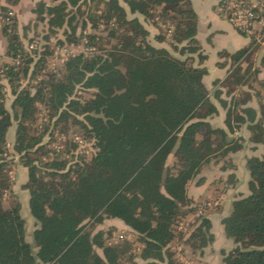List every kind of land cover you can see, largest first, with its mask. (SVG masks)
<instances>
[{"label": "trees", "instance_id": "1", "mask_svg": "<svg viewBox=\"0 0 264 264\" xmlns=\"http://www.w3.org/2000/svg\"><path fill=\"white\" fill-rule=\"evenodd\" d=\"M19 1L7 3L14 6ZM81 1L37 3L34 14L46 21L50 34L63 29L72 40L77 28L69 8L80 10L81 3L95 4L90 20L95 29L104 26L101 31L107 34L89 35L87 51L70 56L59 75L39 83L35 92L21 84L33 59L19 37L18 22L8 7L0 8L6 56L11 59L0 66V264H120L127 247L107 245L102 232L93 235L87 229L88 223L96 226L106 219L121 220L143 245L142 263L131 264H176L169 246L181 207L189 205L191 182L214 161L243 150V139L230 134L245 124L248 140L264 144V120L247 106L248 98L240 100L233 94L235 88H229L228 101L217 88L245 85L247 76L239 63L250 49L220 54L231 60V72L214 82L211 94L203 81L207 56L197 39L198 16L191 0ZM141 18L159 31L161 22L173 26L169 38L160 32L154 39L168 43L178 56L151 44ZM79 87L92 91V97L75 99ZM4 89L12 96L10 109ZM212 97L227 110V130L209 122L218 113ZM38 104L51 118L73 120L95 141L97 151L89 162L68 168L67 160L58 156L47 162L40 157L42 168L36 166L33 150L43 136L30 134V122ZM9 143L29 170L23 188L29 192L30 215L38 225L31 241L21 204L7 208L3 203L12 188ZM171 157L173 166L168 165ZM246 168L248 195L235 200L231 213L222 219L226 237L236 245L222 252V264H264V157L248 158ZM211 228L210 219L203 216L187 245L194 252L208 247L215 240Z\"/></svg>", "mask_w": 264, "mask_h": 264}, {"label": "rangeland", "instance_id": "2", "mask_svg": "<svg viewBox=\"0 0 264 264\" xmlns=\"http://www.w3.org/2000/svg\"><path fill=\"white\" fill-rule=\"evenodd\" d=\"M40 1L41 0H20L16 5L10 6L7 3V0H0V8L3 6L8 7L10 10V17L16 18L18 22L19 37L21 38L26 52H28L29 56H31L30 58L33 59L29 73L26 76L21 75L22 86L32 92H35L36 86L39 83H42L43 81L46 82L53 74L59 75L62 65L70 56L86 52L87 49L84 44L86 43L89 35L97 34L106 36L107 34V32L101 31L104 26L101 25L99 29H95L93 27L89 13L91 12L90 8L94 10L96 6L95 4L91 5L86 3L80 4V10H77V8L73 7L69 8V12H71L70 14L74 15L75 17L73 26H76L77 28L72 40L67 39V37L64 35L63 29L58 30V33L56 34H50L48 32V25L46 24V21L38 20L34 14L35 9L37 8V3ZM42 1L46 2L47 4L52 3V0ZM81 2H83V0ZM122 5L126 7L123 2ZM133 17L134 16L129 14V18ZM141 21L144 23L143 18H141ZM160 24L162 26V31H159V29L150 23H144L145 27L150 32L149 41L155 46H164L172 51L168 43L160 44L154 39V37L160 32L166 34V37L169 38V31L173 28L170 23L163 24L161 22ZM2 27V23H0V42L4 47V50H2L0 53V66L1 64L3 65L7 63L6 58L8 59L6 56L8 42L2 32ZM26 27L29 29L27 32H24ZM67 30L69 33L72 32L69 27H67ZM47 36L49 37V41L47 40ZM244 36L247 37V35ZM257 38L258 43H262L261 41H264V30L259 35L257 34ZM60 42H62V44ZM173 54L178 56L174 52ZM247 57L248 56L246 55L245 58ZM36 64L38 65L36 66ZM246 76L247 82L244 86L245 90L251 94L256 93L255 96L257 99H259L257 93L259 92V89L264 88V84L262 83L263 81L257 80V74L255 71L247 73ZM253 84L256 86V89L254 92H251ZM208 85L210 86V84ZM217 88H220L223 91L222 98L229 101L230 97L226 94L228 89L235 88V92H233V94H237L238 89L241 87L238 88L236 85L230 84L228 88L220 86H217ZM215 89V83H213L212 93ZM4 92H6V107L10 109L12 96L7 89H4ZM249 93H244L242 91L240 96L237 95V97L240 98V100H245L248 98L247 94ZM91 97L92 91L84 90L81 87L76 90L74 95L75 99L78 98L80 100L89 99ZM249 101L250 98H248L247 105ZM212 102L218 106L219 109H225L218 102V100H215L213 97ZM214 115L210 116V118H212ZM35 116V120L30 122V134L33 133L36 136H43L41 143L33 150V157L37 159L35 164L38 168H42L41 163L38 161V158L40 157L43 159V161L47 162L50 160V158L58 156L61 159L67 160L69 168L78 162H83V160L89 162L90 159L95 155L97 151L95 141L90 139L87 134H85L80 129L79 126L74 124L73 120H58V117L56 116L51 118L50 114H47L46 108L41 104L37 105V112ZM213 118L215 120V125L221 124V119L219 117L216 118L214 116ZM79 119L81 120L82 117H78V120ZM9 137V142H11L13 132ZM8 146V159L11 160V163H9L8 174L12 182V188L11 191L5 194L3 203L7 208L12 206L14 203L21 204V215L26 221L27 240L31 241L32 234L38 225L30 215L28 207L29 192L23 188L24 184L28 182L29 170L23 165L19 155L14 154L13 151L10 150L12 149V144L9 143ZM41 146H43L44 149H42ZM260 146V149H262L260 154H263L264 157V144ZM224 159L225 158L218 159L216 162L214 161V163L208 166L214 167V170H208V167L206 166V169L203 171V173L189 185L188 188H190V191H194L195 187L204 188V186H207L206 183L211 182V180H215L216 182L220 176L218 169H221V167L226 168L229 171L233 169L234 166L232 162H226ZM174 162V158L171 157L168 161V165L173 166ZM202 179L204 182L201 185H198L197 183ZM227 179L228 182L230 181L227 187L219 184L220 182H218L217 185L214 186V189H206V191H209V193L206 192L203 193V195L196 194V196H198L195 199H192L193 202H191V199H189V205L181 207L182 213L177 218L176 224L174 226L175 238L169 246V249L173 255V260H175L176 264H222V252L230 251L236 246L223 234L220 220L230 211L233 204V199L244 195L243 190L245 191V184L244 187L242 183L239 184L238 187L237 185L233 186L234 183L231 181V179ZM242 179L246 180L247 177L243 176ZM238 190H240L241 193H235L238 192ZM189 193L190 192H188V196ZM203 216L212 218L213 224L211 232L214 234L215 240L203 250H197L194 252L192 248L187 245V239L198 226ZM108 220L109 219H106L104 222L96 226L88 223L87 229L92 230L93 235L102 232V239L107 245L127 247V252L121 257L120 264H131L133 261L142 263L139 258V254L143 245L140 243V240L136 234L131 232L129 228H121L118 225L109 223ZM96 250L100 255H102L101 249L97 248Z\"/></svg>", "mask_w": 264, "mask_h": 264}, {"label": "crops", "instance_id": "3", "mask_svg": "<svg viewBox=\"0 0 264 264\" xmlns=\"http://www.w3.org/2000/svg\"><path fill=\"white\" fill-rule=\"evenodd\" d=\"M193 8L198 16V33H197V39L201 43L203 53L207 56V60L204 63L205 68H207V74L204 77V84L207 87V89L212 94L213 89V83L215 81H223L225 80L228 75L231 72V60L227 56H221V53H227V54H233L235 52H238L243 49H250L249 53L247 54V58L242 60L239 64L242 67L243 75L254 72L257 74V80L264 81V65H262V60L264 58V41H261L262 43H258L253 38L246 37L239 33L231 24L228 22L223 16L220 15V12L218 10L219 4L221 0H191ZM4 50V47L2 43L0 42V53ZM2 55V54H1ZM3 56V55H2ZM251 56V57H250ZM251 58V61H250ZM4 61V60H3ZM7 63L10 62V59L6 58ZM219 63L226 64L224 67L220 66ZM210 84V86L208 85ZM245 85L243 87L241 86V91L238 89V93L236 95L240 96L241 92L249 93L245 90ZM212 87V88H211ZM211 88V89H209ZM256 89V86L252 85V91ZM260 100L256 98L255 94H247V97L250 98V101L248 103V107L253 108L257 113V118L264 119V88L258 90ZM218 113L214 116L216 118L221 119V124L215 125L214 122V116L209 119V122L211 123L213 128H221L226 129L225 125V117L227 110L226 109H219ZM227 130V129H226ZM249 132L247 130V124H245L241 129H236V132L234 135L230 134V138H242L243 140L241 143L243 144V150L230 154L227 156L224 161L226 162H232L233 169L230 171L226 168L218 169L219 171V178L215 182V180H211V182L206 183L207 186H204V188H196L194 191H190V188H188L189 193V199L193 202L192 199H195L197 196L196 194L203 195V193H206L214 189L215 185L219 184L227 187L228 186V179L230 178L231 181L234 183L233 186L242 183L243 187L245 184V191L244 195L241 197H244L248 195V182H249V172L246 168V162L248 158L252 157H258L263 158V154L261 155V146L262 144H254L251 143L249 139ZM210 166V165H209ZM208 167V166H207ZM213 168V169H212ZM206 169V167L202 170ZM214 167H208V170H214ZM243 176H246L247 179H242ZM207 182V181H206ZM210 183V184H209ZM216 183V184H215ZM212 192V191H210ZM235 193H241L240 190ZM240 196V195H239ZM225 197V196H223ZM239 197V198H241ZM239 198H234L232 202ZM224 199V198H222ZM233 204L231 206L230 211L224 215L221 218V224L222 219L229 215L232 211ZM209 218V217H208ZM211 223L213 224L212 218H209ZM109 223H113L115 225L122 227H127L121 220L118 219H109ZM222 226V232L224 233L223 225ZM128 228V227H127ZM226 237V235H225ZM227 238V237H226ZM228 239V238H227ZM232 241V240H231ZM195 254V253H194Z\"/></svg>", "mask_w": 264, "mask_h": 264}, {"label": "built area", "instance_id": "4", "mask_svg": "<svg viewBox=\"0 0 264 264\" xmlns=\"http://www.w3.org/2000/svg\"><path fill=\"white\" fill-rule=\"evenodd\" d=\"M218 9L236 30L258 42L257 34L264 30V0H221Z\"/></svg>", "mask_w": 264, "mask_h": 264}]
</instances>
